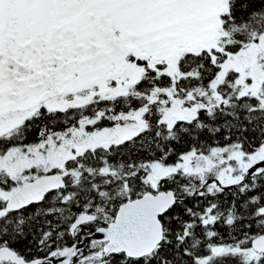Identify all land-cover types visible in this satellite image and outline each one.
Segmentation results:
<instances>
[{
  "label": "snow or ice",
  "instance_id": "6c2138e0",
  "mask_svg": "<svg viewBox=\"0 0 264 264\" xmlns=\"http://www.w3.org/2000/svg\"><path fill=\"white\" fill-rule=\"evenodd\" d=\"M0 264H264V0H0Z\"/></svg>",
  "mask_w": 264,
  "mask_h": 264
}]
</instances>
